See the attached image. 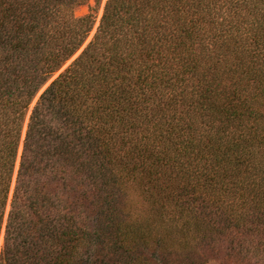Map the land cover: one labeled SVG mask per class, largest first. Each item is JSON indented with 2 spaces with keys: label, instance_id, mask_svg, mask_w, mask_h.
<instances>
[{
  "label": "trees",
  "instance_id": "16d2710c",
  "mask_svg": "<svg viewBox=\"0 0 264 264\" xmlns=\"http://www.w3.org/2000/svg\"><path fill=\"white\" fill-rule=\"evenodd\" d=\"M90 1L0 0V264H264V0Z\"/></svg>",
  "mask_w": 264,
  "mask_h": 264
},
{
  "label": "rangeland",
  "instance_id": "374dc122",
  "mask_svg": "<svg viewBox=\"0 0 264 264\" xmlns=\"http://www.w3.org/2000/svg\"><path fill=\"white\" fill-rule=\"evenodd\" d=\"M94 6H95V2H94L93 0H91L88 4H86V5H84V6H80V7L75 8V9H74V16H75L76 18L83 17V16H85L86 14H88V13L90 12V9H91V8H94ZM102 9H103V3H102V5L100 6V9L98 10V13H97V19H96L97 22H96L95 29H96V27H97V25H98V23H99V19H100L101 14H102ZM95 29L93 30L92 34L90 35L88 41L91 39L93 33L95 32ZM79 53H80V52H79ZM79 53H78V54H79ZM78 54H76V56H77ZM76 56H75V57H76ZM75 57H74V58H75ZM74 58H73V59H74ZM73 59H72V60H73ZM72 60H71V61H72ZM67 65H68V64H67ZM1 245H2V237H1V239H0V248H1ZM205 264H218V262H217L216 260H214V259H211V260H207Z\"/></svg>",
  "mask_w": 264,
  "mask_h": 264
}]
</instances>
